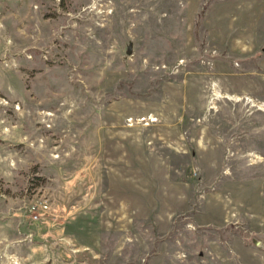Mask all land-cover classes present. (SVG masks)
<instances>
[{
  "label": "rangeland",
  "instance_id": "374dc122",
  "mask_svg": "<svg viewBox=\"0 0 264 264\" xmlns=\"http://www.w3.org/2000/svg\"><path fill=\"white\" fill-rule=\"evenodd\" d=\"M263 47L264 0H0V264H264Z\"/></svg>",
  "mask_w": 264,
  "mask_h": 264
},
{
  "label": "built area",
  "instance_id": "2783aa9c",
  "mask_svg": "<svg viewBox=\"0 0 264 264\" xmlns=\"http://www.w3.org/2000/svg\"><path fill=\"white\" fill-rule=\"evenodd\" d=\"M47 207L46 206H31L29 208V214H30V219L31 222H37L40 221L41 219V214L46 212Z\"/></svg>",
  "mask_w": 264,
  "mask_h": 264
},
{
  "label": "water",
  "instance_id": "95a60500",
  "mask_svg": "<svg viewBox=\"0 0 264 264\" xmlns=\"http://www.w3.org/2000/svg\"><path fill=\"white\" fill-rule=\"evenodd\" d=\"M261 51L264 53V47L262 48ZM130 54H131V48L129 47L128 50H127V55H130Z\"/></svg>",
  "mask_w": 264,
  "mask_h": 264
},
{
  "label": "bare ground",
  "instance_id": "6f19581e",
  "mask_svg": "<svg viewBox=\"0 0 264 264\" xmlns=\"http://www.w3.org/2000/svg\"><path fill=\"white\" fill-rule=\"evenodd\" d=\"M218 96H220V95H218ZM262 108L264 109V105H262Z\"/></svg>",
  "mask_w": 264,
  "mask_h": 264
}]
</instances>
